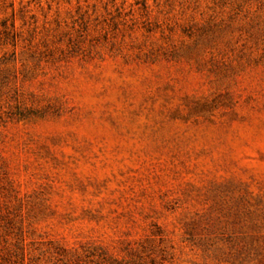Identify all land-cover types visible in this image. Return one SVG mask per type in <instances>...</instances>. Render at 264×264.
Masks as SVG:
<instances>
[{
	"label": "rangeland",
	"instance_id": "374dc122",
	"mask_svg": "<svg viewBox=\"0 0 264 264\" xmlns=\"http://www.w3.org/2000/svg\"><path fill=\"white\" fill-rule=\"evenodd\" d=\"M0 264H264V0H0Z\"/></svg>",
	"mask_w": 264,
	"mask_h": 264
},
{
	"label": "trees",
	"instance_id": "16d2710c",
	"mask_svg": "<svg viewBox=\"0 0 264 264\" xmlns=\"http://www.w3.org/2000/svg\"><path fill=\"white\" fill-rule=\"evenodd\" d=\"M11 26H13V24H11Z\"/></svg>",
	"mask_w": 264,
	"mask_h": 264
}]
</instances>
